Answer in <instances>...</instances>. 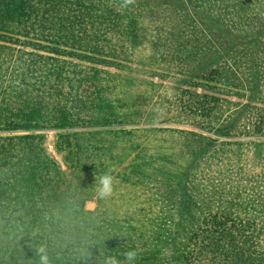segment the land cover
Wrapping results in <instances>:
<instances>
[{
    "label": "rangeland",
    "instance_id": "1",
    "mask_svg": "<svg viewBox=\"0 0 264 264\" xmlns=\"http://www.w3.org/2000/svg\"><path fill=\"white\" fill-rule=\"evenodd\" d=\"M227 1L236 3L241 9L242 15L238 17L232 6L231 8L228 4L224 5ZM242 1L135 0L133 5L119 11L120 0H95L94 4L103 8L105 14L114 19L112 25L118 27L117 29L111 27L108 33L102 31L99 34L101 38L98 37L97 40H103L100 43L105 47L103 53L105 55L98 57L118 66L97 65L80 57L84 54L95 55L87 53L84 50L85 45L78 42L85 36L79 37L83 31L77 29L75 31L79 33L74 32L76 42L73 45L59 46V48L71 52L70 54H74V57L0 41V44L10 46L14 50L51 56L70 65H97L99 68L122 75H128V72L138 73V77L141 79L138 89L140 96L138 102L141 110L143 112L149 107H153L155 113L147 120L126 125L127 128L156 127L171 128L182 132H184L183 130L193 131L223 143H230L224 147L226 149L232 147L239 154H241V144L260 143L262 145L261 149L256 150L254 159L247 157V163L241 162L239 158L238 161L233 157L218 158L219 161H215L209 174L211 175L210 180L204 181L200 174L204 156L200 162L198 158L192 159L187 167L178 171L191 156L197 153V147L193 142L194 138H190L188 141L189 136L170 134L166 140L152 149L150 142L144 141V146L148 145L147 152L153 160L147 167L153 170L154 166H171L175 168V172L181 179L175 181L176 184L173 182L172 190L165 191L166 196L156 203V208H167L171 212L176 205L179 210L184 207L180 237L174 240L171 238L169 242H162L159 245L160 252L153 253L146 244L142 243L143 237L140 236L142 231H147L149 237L152 233L158 235V230H155L158 225H162L165 229L171 228L172 223L174 225L176 221L174 217L169 214L164 216L151 205L143 208L144 202L141 197L138 194L137 197L132 196L131 191H127L128 187L120 188V192H117L113 200L108 199L107 207L102 209L100 200L95 197L96 182L100 176L97 172L92 180H95V187H90L91 184H87V187L83 189L87 191L85 197L84 195H74V189L78 185L76 181L74 182V166H78V158L63 138L66 137V134L74 135V133L91 130V126L74 127L68 131L58 129H45L36 132L0 130V137L4 138L29 133L42 136L38 144L34 145L41 153V159L38 161L31 159L33 153L25 145L26 141H21L14 147L13 145L9 146L8 149L11 170L4 173L6 178H3L0 183V187L6 190L0 198V204H2V209H0V264H39L37 249L41 245L47 248L50 264H77L78 262L88 264L83 261L85 259L75 260L73 257V250L75 251L80 246V242L74 241V238L71 237L76 228L88 231L92 235V240L84 239L82 245H91V248L100 252L101 258H98L94 264H103L107 256L119 255L130 249H137L140 252V259L136 261V264H232L228 241L216 240L217 238L212 236L216 232L229 230L234 225L238 226L245 249L252 251L257 262L263 264L264 196L259 194L264 189V126L258 132L256 124L260 117L264 118V103L250 101L235 95V93L221 94L215 93L216 90L196 89L186 85L192 79L185 72L184 64L186 62H181L183 64L177 61L170 63L169 57L162 54L164 51L157 52L155 63L148 62L149 59L145 58L146 51L149 55L158 49L156 45L160 38L162 41L168 38L171 40L168 46H173L177 41L174 42V37L170 36L171 33L178 35L179 40L182 39L181 42H183L192 38H188V31L191 29L189 28L190 22L197 23L200 27L202 25L204 27V22H207L208 27L205 29L203 37H200L209 45L207 53L217 54L221 43L228 45L229 39H234L237 42L236 48L241 54L240 59L238 55L225 59L217 69L222 68L226 71V68L230 69L229 67L233 65L234 73L238 74L241 79L238 83L247 82L251 78L248 74L252 64L264 65V0H244L245 3L241 4ZM198 9L202 10L201 15L197 13ZM76 10L73 14L71 11L70 19L74 15V21L77 15ZM238 23H245L247 27L239 28L238 31ZM48 26L51 28L50 23ZM50 28L47 27L45 31H48L45 33L29 29L28 40L38 42L36 40L42 38L44 41H40L41 44L57 47L52 42L55 40V32ZM8 29L13 32L12 36L15 38L26 40V38L17 35L18 26H8ZM260 30L263 33L259 34ZM243 35L246 36L241 37ZM127 41L131 42L132 49L125 48ZM208 41L212 42L213 46ZM137 43L139 44L137 45ZM259 44L260 47H258ZM144 49L145 51H142ZM257 50L260 53H257ZM204 58L206 60L212 57ZM253 58L255 59L253 60ZM67 76L69 78L64 79L65 90L61 92V89L60 94H64L67 98L64 102L66 101V104L69 105L74 122H77L85 116L88 118L87 114H91L87 109H82V102L75 95L76 89H82L79 87L82 76L74 71ZM203 76L206 77L203 83L209 87L218 88L217 86H219L221 88L220 82L223 80L237 83L235 78L223 77L221 74L217 75L215 79L207 78L211 77L207 70ZM70 81L74 84L73 89L68 84ZM195 90L201 94L199 97L193 94ZM231 91L244 92L238 88H232ZM87 92L89 93V91ZM202 95L208 96V98L206 99ZM257 98H264V93L261 90L257 93ZM125 99L127 98L124 97L123 101ZM89 102L86 104L88 105ZM245 104H250L251 107L247 108ZM169 111L170 113H168ZM234 115L236 122L229 129V133L232 135L220 134L217 131L218 128L223 126L224 122L227 123L232 119ZM73 143L76 147V141ZM243 151L247 153L246 148ZM139 152L141 151H136V153ZM227 152L229 153V150ZM239 154H237L238 157ZM133 156L132 153L131 158ZM22 157L25 158L23 162L21 161L22 166L15 165ZM42 159H47V161ZM129 161L130 159H126L125 168H123L124 166L117 167L112 172L117 180L128 179L133 186H138L141 182L140 185H146L152 191L155 190L154 192L161 194L160 187L154 184L153 175L151 173L143 176L138 173L134 174L129 171ZM242 167L245 168V174L249 173L248 182L244 186L245 190L254 193L256 197L249 198L245 195L243 198L246 199L243 201L242 207L238 208L236 204L239 198L236 190L237 182L242 177L240 176ZM49 169L52 170L50 178L47 174ZM0 171H3L2 168ZM22 175L24 176L23 180H21ZM203 182L209 183L208 191L202 185ZM180 187L181 189H179ZM178 189L179 192H177ZM46 195H55L58 199H62L63 207L57 206L51 210L43 202ZM10 196L15 201L11 202L13 199ZM77 198L80 202L82 200V206H77L74 202ZM175 201L178 202L176 205ZM34 202L36 203L33 204ZM180 202H183L181 206ZM36 207L40 208V212L37 214L40 216L33 220ZM237 217L239 218L235 220ZM40 222H42L41 225ZM142 224L147 228L139 232L138 228L141 229ZM211 239H215L219 243V249L209 245ZM120 257L123 259L122 256Z\"/></svg>",
    "mask_w": 264,
    "mask_h": 264
},
{
    "label": "trees",
    "instance_id": "2",
    "mask_svg": "<svg viewBox=\"0 0 264 264\" xmlns=\"http://www.w3.org/2000/svg\"><path fill=\"white\" fill-rule=\"evenodd\" d=\"M94 1L95 0H0V41L29 46L36 50L49 51L51 53L68 54L74 57V54H70L71 52H67L59 48V46L73 45L74 42H76L74 40V32H76L75 30L77 29L83 31V34L80 33L81 35L79 37L85 36L78 40V42H80L81 45H85L84 50L87 53L95 55L84 54V56L80 57L97 65L115 66L117 64L109 63L107 60H102L98 57L99 55H105L103 54L105 47L100 43L103 40H97V38H101L99 34L102 31L108 33L111 27L116 29L118 27L112 25L114 19H112L110 15H106L103 8L96 6ZM244 3L245 1L243 0L241 4ZM227 4L229 7H233V11L238 17L242 15L240 12L241 9L236 3H228L227 1L224 5ZM75 10L77 11V15L74 21V15L72 19H70V17L71 11L73 14ZM201 12L202 10H197L199 15H201ZM49 23L51 24V28L48 26ZM204 23V27L203 25L200 27L199 24L190 22L189 28L191 29L188 31V38H192L184 40L183 42H181L182 39L179 40L180 37L178 35L171 33L170 36L174 37V42L177 41L173 46H168L171 41L168 38L165 40L163 39V41L160 38L156 45L158 49L153 54L149 55L146 51L145 58L149 59L148 62L151 61V63H155L157 52L164 51L162 54L169 57L170 63L177 61L183 64L181 62H186V64H184V69H186L185 72L188 74L189 78H192L186 85L195 87L196 89L204 88L210 91L216 90L214 91L215 93L221 94L235 93V95H239L250 101L264 103V98H257V93L260 90L264 93V65L253 63L250 73L248 74L251 78H249L247 82H243V84L241 82L238 83L241 79L238 74L234 73L233 65L229 67L230 69L226 68V71L222 68L218 70L217 67L220 66L225 59H230L237 55L240 59L241 54L236 48L237 42L234 39H229L228 45L221 43V47H218L217 54L212 55L211 52L207 53L206 50L209 48V45L200 38L203 37L204 31L208 27L207 22ZM7 25L9 27L13 25L18 26L19 30L17 31V35L26 38V40L12 36L13 32L8 29ZM237 26L238 31L239 28L245 29L247 27L245 23H238ZM47 27L55 32V40L52 42L55 43L57 47L41 44L42 42L40 41H44L42 38H38L36 40L38 42L28 40L30 37L29 29L39 30L41 33H45L48 31H45ZM258 33H263V31L260 30ZM244 36L246 35L241 37ZM132 37L135 38L138 36ZM130 43L131 42L127 41L125 48L132 49ZM139 43H137V45ZM208 43L213 46L212 42L208 41ZM258 47H260V44ZM142 51H145V49ZM133 52L134 50L132 53ZM257 53H260V51L257 50ZM204 57L212 58L204 60ZM254 59L255 58H253V60ZM97 65H70L58 58L56 59L39 53L18 51L12 49L10 46L0 44V130L36 132L45 129H58L60 131H68L74 129V127L91 126V130L74 133V135L66 134V137H61L68 142L67 146L74 151V154L78 158V166H74V182L76 181L78 184L76 189H74V195H84L85 197L87 191L83 189L87 187V184H91L90 187H95V184L98 182V178L96 183L95 180L92 181L95 172L101 175L107 171L108 168H110L112 172L117 167L124 166L123 168H125L126 159H130L129 171H132L134 174L138 173L143 176L151 173L155 179L154 184L160 187L159 192L163 195L154 192L155 190L152 191L151 188L149 189L146 185H140L141 182L138 186H133L129 183L130 181L128 179L124 178V181L122 178L121 181L117 180L118 183L115 186L114 195L110 199H114L117 192H120V188L128 187L127 191H131L132 196L137 197L138 194L141 197V200L144 202L143 208L151 205L152 208L163 213L164 216L169 214L171 217L175 218V226L172 223L171 228L167 227L165 229V227L159 224L155 229L158 230V235L152 233L149 237L147 236V231H142L140 235L143 237L142 243L146 244L149 250H152L153 253H159V245H161L162 242H169L171 238L174 240L180 237L182 211L184 207H181L179 210L176 205L178 202L175 201L176 206H174L170 212L167 208L157 209L156 203L166 196L165 191L172 190L173 182L176 184L175 181L181 179L177 172H175V168L171 166H154L153 170L147 167L153 160L147 152L148 145L144 146V141L146 143L150 142V147L152 149V147L160 145V142L166 140L170 134L177 133L180 135L183 134L182 136H189L187 138L188 141H190V138H194L193 142L195 147H197V153L194 155L192 154L193 156H191V158L185 162V165L180 167L178 171L187 167L192 159L198 158L200 162V159L204 156L203 166H201L202 172L200 173L204 181L210 180L211 175L209 174L211 173L215 161H219L218 158L233 157L237 161L239 158L241 162L247 163V157L254 159L256 157V150L261 149L262 145L260 143L241 144V154H239L235 149L233 150L232 147L229 149L224 147L230 143H223L215 138H208L207 136L200 135L193 131L183 130L184 132H182L171 128L164 129L156 127L127 128L126 125L137 124L141 120H147V118L153 117L155 113V109H152L153 107H149L143 112L141 110L138 102L140 98L138 89L141 79L136 72H128V75H122L121 73H112L104 70L103 68L97 67ZM206 70L211 75V77L207 78L215 79L217 75L221 74L223 77L228 78L231 76L235 78L237 83H229L227 80H223L220 82L221 88L219 86H217L218 88L215 86L209 87L207 84L203 83L206 79V77L204 78L203 76ZM72 71L82 76L79 81V87L82 89H76L75 95L82 102V109H87L91 114H87V116H89L88 118L85 116L77 122H74L69 105L66 104V101L64 102L67 98L64 94H60L61 89V92L65 90L64 79H68L69 77L67 74H70ZM237 72L239 73L238 69ZM181 83L183 84L184 82ZM68 84L71 89H73V82L70 81ZM230 88L242 89L244 92H233ZM52 91H54V93H52ZM87 91H89V93ZM193 94L197 97L201 95L197 90L193 91ZM124 97L130 100L125 99L123 101ZM202 97L208 98V96L205 95H202ZM86 102H89V104L87 105ZM249 105L250 104H245L247 108L251 107ZM168 113H170V111ZM235 119L236 117L234 115L227 123L224 122L223 126H220L217 131L223 135H232L229 133V129L235 124ZM247 119L249 120L250 118ZM257 122L256 129L260 132L264 126V118L260 117ZM201 126L207 129L205 126ZM151 134L154 136H150ZM41 137V135L31 133L22 136L0 137V168L3 170L0 171V183L3 178H6L4 173L11 170V166H9L10 162L8 161L9 146L13 145L14 147L17 143L26 141L25 145L28 146L33 153L31 159L38 161L41 159V153L37 151L34 145L38 144ZM73 141H76V147ZM13 142L15 144H12ZM245 148L247 153L243 151ZM253 149L255 150L252 153ZM138 150L141 152L136 153ZM227 150H229L231 156ZM132 153L134 156L131 158ZM237 154H239V157ZM24 160L25 158H20L15 165L22 166L21 161L23 162ZM42 160L47 161V159ZM49 161L51 162L50 159ZM242 165L245 167L244 164ZM243 167L240 172V176L242 177L237 182L236 190L239 198L236 204L238 208L242 207L243 201L246 199L243 198L245 195L249 198L253 196L256 197L254 193L252 194L245 190L244 186L248 182L249 173L245 174V168ZM51 171V169L47 170L48 178H50ZM23 179L24 176L22 175L21 180ZM202 185H204L205 189L208 191L210 187L209 183L203 182ZM6 189L8 190V188ZM179 189H181V187ZM179 189L177 192L180 191ZM5 191L6 190L0 187V198ZM259 195L264 196V189ZM144 197H147V199H144ZM11 198L13 199L11 202L15 201L13 197ZM43 202L51 210H54L57 206L63 207L64 204L63 200L58 199L55 195H46L43 198ZM74 202H76L77 206H82V200L80 202L79 198ZM35 203L36 202L33 204ZM182 203L183 202H180V206ZM100 204L102 209L104 207L106 208L107 200H100ZM1 205L2 204H0V209H2ZM31 206L33 208L32 203ZM143 211H145V209H143ZM39 212L40 208L36 207L32 217L33 220L40 216L37 215ZM238 218L239 217L235 218V220ZM41 224L42 222H40V225ZM145 228H147V226L142 224L141 229L138 228V230L140 232L141 230H145ZM71 237L74 238V241L80 242V246L72 252L75 260L85 259L83 261L86 263L94 264L98 258H101L100 252L91 248V245H82L84 239L92 240V235L88 231H82V229L76 228L74 230V235ZM212 237L217 238L216 240L228 241V246L231 250L232 264H259L252 251L245 249L237 225H234L233 228L231 226V229L225 230L224 232H216ZM216 240L211 239L209 245L216 246L217 249H219V243ZM183 260L185 261V258H183ZM77 264L80 263L78 262Z\"/></svg>",
    "mask_w": 264,
    "mask_h": 264
},
{
    "label": "clouds",
    "instance_id": "3",
    "mask_svg": "<svg viewBox=\"0 0 264 264\" xmlns=\"http://www.w3.org/2000/svg\"><path fill=\"white\" fill-rule=\"evenodd\" d=\"M135 0H120L119 9H127L130 5H133ZM118 183L116 176L109 169L101 174L98 178L95 197L97 200H108L112 198L115 191V186ZM37 255L39 256V264H50L47 248L41 245L37 249ZM123 257V259L120 258ZM140 259V252L137 249H130L119 255H110L104 259L103 264H136V261Z\"/></svg>",
    "mask_w": 264,
    "mask_h": 264
}]
</instances>
